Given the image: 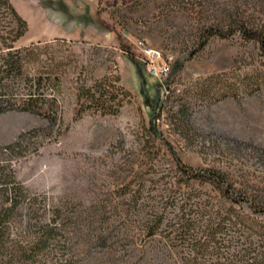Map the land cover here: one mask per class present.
Returning <instances> with one entry per match:
<instances>
[{"label":"rangeland","instance_id":"1","mask_svg":"<svg viewBox=\"0 0 264 264\" xmlns=\"http://www.w3.org/2000/svg\"><path fill=\"white\" fill-rule=\"evenodd\" d=\"M27 1L40 23L29 25L14 48L26 47L43 24L51 29L76 21L107 39L100 45L31 43H52L57 51L52 67L60 63L56 74L64 76L51 93L56 119L0 115V148L35 131L12 157L14 179L41 200L46 216L56 208L65 218L64 258L73 264L223 262L232 251L225 241L217 250L208 247L206 216L190 215L199 249L188 240L162 239L180 205L208 203L206 210L214 211L229 200L213 184L178 172L172 154L194 171L220 174L242 213L264 220L245 205L264 202V53L258 43L264 42V0ZM67 6L95 8L74 15L77 8ZM3 19L9 28V17ZM138 41L167 60L164 81L134 58ZM92 93L101 96L96 110L88 108ZM155 215L163 224L149 238L145 221ZM244 220L242 235L218 239L260 242L252 233L255 221Z\"/></svg>","mask_w":264,"mask_h":264},{"label":"trees","instance_id":"2","mask_svg":"<svg viewBox=\"0 0 264 264\" xmlns=\"http://www.w3.org/2000/svg\"><path fill=\"white\" fill-rule=\"evenodd\" d=\"M3 14L9 17V28L4 24ZM25 32L26 23L16 14L8 0H0V115L8 112L27 113L53 123L56 119V106L51 93L58 92L64 73L56 74L57 68L61 67L60 63L52 67L57 59L54 56L57 51L50 48L52 43L38 42L26 47H13ZM52 42L65 44L63 40ZM258 43L264 53L263 40L259 39ZM94 95L92 93L89 96L88 108L96 110L100 106L101 96L99 93L96 97ZM175 114H180V110ZM33 133L34 130L21 133L13 142L0 148V264H73L64 258L65 254L61 251L64 246L60 240L63 238V226L60 223L65 218H61L56 208L51 209L49 217L46 216L49 212L41 209V200L37 201L36 196L14 179L12 157L20 155L23 143ZM172 158L182 175L213 184L229 200L227 206L219 205L214 211H211L212 206L206 210L208 203L180 205V214L173 215L164 225L166 229L162 239L179 243L188 240L191 244L187 245L190 244L193 250L199 249L201 246L191 234L196 227L191 219L195 215L199 216V220L206 216L204 229L209 238L206 242L213 245L208 247L217 250L215 244L225 241L226 246L223 247L232 251L231 254L227 253V257H222L223 262L219 264H264V220L257 223L258 220L250 219L242 213L240 204L227 196L229 186L220 174L209 170L194 171L181 165L173 154ZM245 205L252 214L264 215V202L250 200ZM246 218L255 221L252 233L262 237L260 242L245 239L240 243L238 239H218L219 235L226 236L229 233H236L238 237L240 233L242 235L240 229L245 228ZM145 222V236L153 238L163 224V218L155 215ZM53 251L59 253L57 258L53 257ZM193 260H185L184 264H194Z\"/></svg>","mask_w":264,"mask_h":264},{"label":"crops","instance_id":"3","mask_svg":"<svg viewBox=\"0 0 264 264\" xmlns=\"http://www.w3.org/2000/svg\"><path fill=\"white\" fill-rule=\"evenodd\" d=\"M9 4L12 6L16 14L26 23V29L30 26H35L37 23H40V20L34 18V14L32 13L33 4L27 0H8ZM87 5V4H86ZM68 9L74 10L76 9L74 15L82 14L84 8H95L94 6H67ZM56 23L51 29L44 24L40 29H35L32 36L27 38V46L31 43L40 41L45 42L48 40H63L66 43H87V44H95L100 45L103 44L107 39L105 34L99 36L98 32L95 34H91L89 29L87 28V24L78 23ZM29 28V27H28ZM24 35V34H23ZM33 36L35 37L33 40ZM21 38V37H20Z\"/></svg>","mask_w":264,"mask_h":264},{"label":"built area","instance_id":"4","mask_svg":"<svg viewBox=\"0 0 264 264\" xmlns=\"http://www.w3.org/2000/svg\"><path fill=\"white\" fill-rule=\"evenodd\" d=\"M135 47L137 49V55L134 56L136 61L144 66L150 77L159 82L164 81L168 75V62L162 57L161 52L146 46L142 41L136 42Z\"/></svg>","mask_w":264,"mask_h":264}]
</instances>
